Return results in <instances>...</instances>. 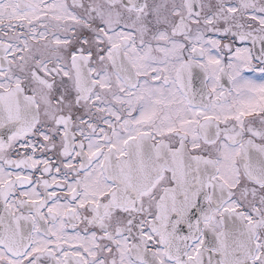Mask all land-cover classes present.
<instances>
[{"label":"snow or ice","instance_id":"6c2138e0","mask_svg":"<svg viewBox=\"0 0 264 264\" xmlns=\"http://www.w3.org/2000/svg\"><path fill=\"white\" fill-rule=\"evenodd\" d=\"M0 264H264V0H0Z\"/></svg>","mask_w":264,"mask_h":264}]
</instances>
